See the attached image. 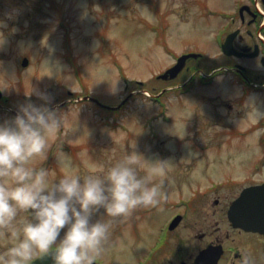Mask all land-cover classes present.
<instances>
[{
  "label": "rangeland",
  "instance_id": "1",
  "mask_svg": "<svg viewBox=\"0 0 264 264\" xmlns=\"http://www.w3.org/2000/svg\"><path fill=\"white\" fill-rule=\"evenodd\" d=\"M253 1L257 2L0 0V122L14 117L11 109L17 112L18 106L29 100L46 103L37 95L39 92L50 94L51 106L66 101L56 108L62 124L50 139L48 157L35 158V167H47L57 177L65 171L86 175L94 166H103L106 171L136 151L147 159L141 158L137 165L143 175L152 161L166 160L164 176H155L152 181L161 185L164 194L159 204L139 206L125 217H101L110 221L111 227L96 264L108 260L110 264H133L153 243L168 215L175 210L184 211L182 200L189 196L196 176H180L178 168L198 164L191 166L198 173L199 163L238 161L240 155L231 154L235 138L227 134L215 136L208 126L214 123L213 110L224 99L233 104L234 98L220 90H205L200 84L173 91L166 88L169 81L156 77L183 53L201 52V62L208 69L227 61L220 51V41L227 31L233 30L237 5ZM257 3L264 11L261 0ZM252 29L255 31V27ZM24 56L28 63L22 66ZM247 61L246 64L256 66L252 60ZM231 82L233 74L227 72L217 76L207 88ZM162 88L166 89L159 94ZM130 92L126 102L115 110L76 97L89 94L113 106ZM253 99L254 96L249 102ZM230 113L224 116L225 124L228 119L233 121V110ZM262 113L264 110L246 112L238 116L242 117L239 121L235 119L236 125ZM199 125L205 129H199ZM200 145L227 149L219 155L211 152L203 157L195 152ZM61 151L71 157L72 169L63 168L58 161ZM27 215L21 212L18 220ZM179 219L175 220L176 225ZM11 243L0 231V252Z\"/></svg>",
  "mask_w": 264,
  "mask_h": 264
},
{
  "label": "clouds",
  "instance_id": "2",
  "mask_svg": "<svg viewBox=\"0 0 264 264\" xmlns=\"http://www.w3.org/2000/svg\"><path fill=\"white\" fill-rule=\"evenodd\" d=\"M37 95L46 103L29 100L0 122V231L12 241L0 252V264H32L37 254L50 255L53 264H93L111 227L101 217H125L139 206L159 204L164 194L152 181L164 176L166 160L152 161L143 175L137 165L145 158L136 151L106 171L94 166L86 175L65 171L57 177L47 167H35V158L47 159L50 139L62 124L50 94ZM57 159L72 169L67 153ZM21 212L28 215L18 220ZM241 264H249L247 256Z\"/></svg>",
  "mask_w": 264,
  "mask_h": 264
},
{
  "label": "flooded vegetation",
  "instance_id": "3",
  "mask_svg": "<svg viewBox=\"0 0 264 264\" xmlns=\"http://www.w3.org/2000/svg\"><path fill=\"white\" fill-rule=\"evenodd\" d=\"M240 7L233 16L231 31L235 50L233 55L226 56L225 62L229 65H219L210 70V76L214 79L219 74L231 72L233 82L222 87L205 88L211 92L220 90L224 95L228 94L234 98H231L233 104L228 102L229 99H224L225 101L213 110L214 114L216 111L212 119L214 123L208 126L212 127L215 136H233L238 143L233 145L231 154L240 157L238 161L230 163H199L198 173L193 172L196 167H191L198 164L189 163L178 168L180 176H196L192 177L195 185L192 184L189 196L182 203L185 209L183 212L175 210L168 215L164 222L166 228L163 235L158 237L155 234L153 243L133 264H196V258L201 253L203 257L198 264H241L244 256L248 257L249 264H264V226L246 228L233 224V202L246 188L264 183V113L256 119L240 121L241 126H237L235 122L236 118L237 121L238 118L242 119L238 116H244L246 112L264 110V35L260 37L252 29L260 26V30L264 31V20L254 4L246 5L242 11ZM254 50L255 53L251 54ZM249 59L253 60L255 67L245 63ZM192 65L184 67V70L190 72L189 78L200 74L202 70L199 66L194 68ZM220 67L221 70H216ZM223 70L225 72H222ZM196 84L199 85L188 80L176 83V87L172 85L170 90L184 89L185 86L190 88ZM207 85H213V82L202 83V86ZM252 96L254 99L249 102ZM232 110L233 121L227 118L225 124L224 116L231 115ZM228 122L233 125H228ZM199 129L204 130L205 126L201 128L199 125ZM214 149L216 150L200 145L195 152L204 157V154L211 152L219 155L227 148L216 146ZM218 172L221 173L220 176L216 174ZM247 201L248 204L242 203L238 208L241 215L264 217V209L254 210L255 205L261 207L262 204L264 207V192L262 195L248 196ZM175 216H180L177 225L171 222ZM93 264H96L95 260ZM104 264H110L109 260Z\"/></svg>",
  "mask_w": 264,
  "mask_h": 264
},
{
  "label": "water",
  "instance_id": "4",
  "mask_svg": "<svg viewBox=\"0 0 264 264\" xmlns=\"http://www.w3.org/2000/svg\"><path fill=\"white\" fill-rule=\"evenodd\" d=\"M231 46H232L231 40L227 38L223 46L225 52L230 53L231 51H229L228 49H230ZM190 55H195V54H185V55L180 56L178 58L177 63L173 65L172 67H170L169 69H167L163 74L160 75V77H163V78L174 77L177 74V72L181 69V67L183 66L185 59L189 57ZM22 64L23 65L27 64V58H24L22 60ZM84 98H89L91 100L98 102L95 98L91 96H85ZM263 192H264V184L251 187V188H247L244 190L243 194L233 203V222L235 224L247 226V227H253L257 224L258 225L263 224L262 223L263 221H261L260 219L262 218L261 216H258V215L244 216V215L239 214V211H238V208H240V206L242 205V201H243V204H248V201L246 198L249 196V194L255 193L256 195H260V194H263ZM256 208L262 209V207H260L259 205H255L254 210H257ZM231 217L232 216L230 214V218ZM32 264H53V260L50 255H47L44 257L38 256L37 258L33 260Z\"/></svg>",
  "mask_w": 264,
  "mask_h": 264
}]
</instances>
